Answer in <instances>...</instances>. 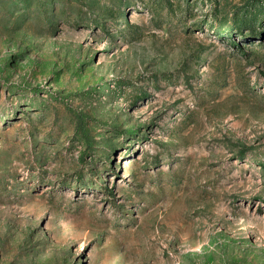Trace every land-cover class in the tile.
<instances>
[{"label":"rangeland","instance_id":"obj_1","mask_svg":"<svg viewBox=\"0 0 264 264\" xmlns=\"http://www.w3.org/2000/svg\"><path fill=\"white\" fill-rule=\"evenodd\" d=\"M0 264H264V0H0Z\"/></svg>","mask_w":264,"mask_h":264},{"label":"trees","instance_id":"obj_2","mask_svg":"<svg viewBox=\"0 0 264 264\" xmlns=\"http://www.w3.org/2000/svg\"><path fill=\"white\" fill-rule=\"evenodd\" d=\"M247 28H250V25L248 23H246L245 20L239 21V22H235L233 25H231L229 27V30L232 33L235 32H240L243 33V31ZM227 30V28H225L224 30H222L223 32ZM260 34V33H258ZM256 34V35H258ZM71 110V112L73 113L75 119H76V129L77 132L86 139L88 146H91L92 141H93V137L91 135L90 129L88 127L87 124V120L90 119L91 117L85 113H82L80 111H76L73 108H69Z\"/></svg>","mask_w":264,"mask_h":264}]
</instances>
